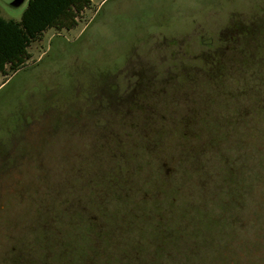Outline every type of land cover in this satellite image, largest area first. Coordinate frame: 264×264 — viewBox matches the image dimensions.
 Instances as JSON below:
<instances>
[{"label":"rangeland","instance_id":"obj_1","mask_svg":"<svg viewBox=\"0 0 264 264\" xmlns=\"http://www.w3.org/2000/svg\"><path fill=\"white\" fill-rule=\"evenodd\" d=\"M29 53L0 264H264V0H90Z\"/></svg>","mask_w":264,"mask_h":264},{"label":"trees","instance_id":"obj_2","mask_svg":"<svg viewBox=\"0 0 264 264\" xmlns=\"http://www.w3.org/2000/svg\"><path fill=\"white\" fill-rule=\"evenodd\" d=\"M89 4L90 0H30L20 23L5 20L0 12V74L6 77L25 69L31 45L51 29H74L77 16Z\"/></svg>","mask_w":264,"mask_h":264},{"label":"water","instance_id":"obj_3","mask_svg":"<svg viewBox=\"0 0 264 264\" xmlns=\"http://www.w3.org/2000/svg\"><path fill=\"white\" fill-rule=\"evenodd\" d=\"M24 2H25V0H10V4H11L13 7H19V6H21Z\"/></svg>","mask_w":264,"mask_h":264},{"label":"flooded vegetation","instance_id":"obj_4","mask_svg":"<svg viewBox=\"0 0 264 264\" xmlns=\"http://www.w3.org/2000/svg\"><path fill=\"white\" fill-rule=\"evenodd\" d=\"M10 155H11V154H10ZM0 157H1V158H6L7 155H6V154H1Z\"/></svg>","mask_w":264,"mask_h":264}]
</instances>
